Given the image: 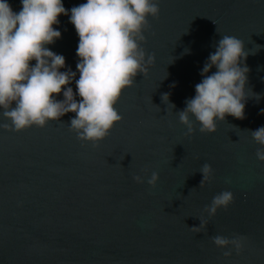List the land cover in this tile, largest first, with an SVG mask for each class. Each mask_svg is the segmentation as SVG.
I'll return each instance as SVG.
<instances>
[{
  "label": "water",
  "instance_id": "water-1",
  "mask_svg": "<svg viewBox=\"0 0 264 264\" xmlns=\"http://www.w3.org/2000/svg\"><path fill=\"white\" fill-rule=\"evenodd\" d=\"M62 2L69 14L58 17L61 37L47 47L65 57L60 71L76 72L66 86L75 94L79 37L70 9L87 0ZM159 8L141 42L155 63L123 91L115 105L123 119L97 146L69 130L71 112L43 128H0V264H264V162L250 133L264 127V0H159ZM223 35L249 52L244 118L226 116L215 133H201L191 117L196 130L185 135L177 113ZM2 112L0 124H10ZM204 163L213 175L199 187ZM223 191L234 201L209 219L204 207ZM201 216L207 230L193 233ZM216 235L246 237L244 247L224 257L229 249L212 242Z\"/></svg>",
  "mask_w": 264,
  "mask_h": 264
},
{
  "label": "clouds",
  "instance_id": "clouds-1",
  "mask_svg": "<svg viewBox=\"0 0 264 264\" xmlns=\"http://www.w3.org/2000/svg\"><path fill=\"white\" fill-rule=\"evenodd\" d=\"M21 4L17 13L7 0H0V108L2 116L11 122L0 124V128L15 132L33 125L43 128L71 112L75 117L69 130L80 141L97 146L123 119L115 107L123 91L134 86L138 73L147 76L149 66L155 63V54L146 53L141 42H145L144 32L150 27L148 17L159 16V0H87L70 9L69 19L79 37L75 94L66 86L76 72L60 71L65 67V57L47 47L61 37L53 25L59 24L58 17L68 15L69 10L62 0H21ZM215 48L202 68L203 79L195 85V96L177 113L188 136L196 130L191 117L199 123L201 133H215L217 121H225L226 116L244 118L249 69L242 64L249 52L241 39L229 35H223ZM213 67L216 71L208 75ZM61 92L64 99L57 100ZM169 95L162 94V102L175 108ZM250 133L262 146L256 158L264 162V127ZM199 171L203 177L199 187H203L212 178L213 169L204 163ZM133 180L145 182L141 175L133 176ZM158 180L159 174L152 172L147 184L155 187ZM233 201V193L223 191L213 197L204 212L210 219ZM199 220L198 227L190 228L193 233L207 230L208 219L201 216ZM211 239L218 248H228L223 255L230 257L233 250L241 252L246 237L216 235Z\"/></svg>",
  "mask_w": 264,
  "mask_h": 264
}]
</instances>
